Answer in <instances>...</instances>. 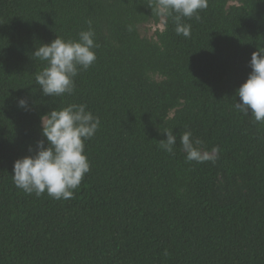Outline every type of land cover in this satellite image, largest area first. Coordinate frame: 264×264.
Instances as JSON below:
<instances>
[{
  "label": "trees",
  "instance_id": "1",
  "mask_svg": "<svg viewBox=\"0 0 264 264\" xmlns=\"http://www.w3.org/2000/svg\"><path fill=\"white\" fill-rule=\"evenodd\" d=\"M155 6L0 0V264H264V122L234 107L264 49V0H208L199 20L182 19L187 38ZM89 21L95 63L74 94L44 96L32 53L78 40ZM144 25L158 29L143 36ZM69 104L101 122L85 141L90 171L71 199L28 194L14 163L45 139L40 117ZM167 131L172 153L159 144ZM184 132L215 156L189 161Z\"/></svg>",
  "mask_w": 264,
  "mask_h": 264
},
{
  "label": "clouds",
  "instance_id": "2",
  "mask_svg": "<svg viewBox=\"0 0 264 264\" xmlns=\"http://www.w3.org/2000/svg\"><path fill=\"white\" fill-rule=\"evenodd\" d=\"M208 7V0H156L155 12L162 24L175 14L176 34L189 37L191 25L182 23L183 18L195 16ZM79 33L78 40H65L59 36L51 43H41L32 53L46 66L36 74L35 81L44 96L59 98L75 92V77L80 70L89 69L96 61L95 32L91 28ZM131 30V27L129 28ZM247 80L237 90L240 102L234 107L245 114L251 113L257 122H264V49L252 53ZM18 107L29 111L28 101L20 98ZM42 136L35 148L29 147L32 155L14 163L12 175L17 188L37 197L45 192L54 199H71L90 171V162L85 154V141L96 134L100 119L87 110L85 104H69L49 111L40 117ZM166 141H160L162 150L172 153L176 137L165 132ZM47 143V146H46ZM182 149L189 161L204 159L196 146L200 141L192 140L191 132L181 135Z\"/></svg>",
  "mask_w": 264,
  "mask_h": 264
},
{
  "label": "rangeland",
  "instance_id": "3",
  "mask_svg": "<svg viewBox=\"0 0 264 264\" xmlns=\"http://www.w3.org/2000/svg\"><path fill=\"white\" fill-rule=\"evenodd\" d=\"M230 5H239V2H232V3H230ZM159 28H160V30H162L163 29V25H160ZM156 29H158V27L155 26V25H146V26L144 25L141 28V33H142L143 36L152 37L153 34H154V31ZM200 151H201V153L203 155H205L208 158H213L215 156V152H209V151H207L205 149H201Z\"/></svg>",
  "mask_w": 264,
  "mask_h": 264
}]
</instances>
